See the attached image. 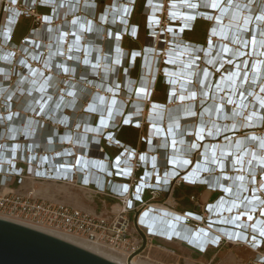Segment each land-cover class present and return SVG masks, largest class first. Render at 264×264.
I'll return each mask as SVG.
<instances>
[{
	"label": "built area",
	"instance_id": "2783aa9c",
	"mask_svg": "<svg viewBox=\"0 0 264 264\" xmlns=\"http://www.w3.org/2000/svg\"><path fill=\"white\" fill-rule=\"evenodd\" d=\"M185 1L166 0L163 3L162 0H146L144 5V36L147 42L141 47V50H125L122 48L124 38L127 37L133 41L138 39V27L131 23L136 0H112L110 5L106 4V0H100V2H97V0H0V218L11 220L48 234H59L83 241L112 254L124 264H131L134 259L143 258L142 255L145 250L135 255L142 246L140 234L146 239L145 249L149 247L153 239L159 238L180 242L200 254H205L211 249L220 248L221 245L226 243V237H230L231 240H234V243L252 253V256L242 264H264V235H262L264 233V225H260V227L262 226L261 229H259L260 227H255L257 219H264V193L261 191L264 188V182L261 180V184L256 186V181L252 178V175L241 174V177L238 176L234 179L236 175L233 173L231 174L233 180L223 174L216 184L214 183L215 172L203 169L202 164L204 163L200 165L202 168L196 169V165L200 164V162L194 161L192 167L188 169L192 164L189 159L192 160L194 153L199 151L200 144H202L201 151L204 152L206 150L211 155V152L216 151L215 144L218 143L214 141L221 137V142L223 138L233 137L241 131H250L253 128L260 127L263 123V113H258L254 117V113L247 111L249 115H245L244 119L245 122L249 123L246 117L251 118L252 127H246V129L244 128L240 131L231 129L225 132L223 126L222 128L220 127L221 132L219 135L212 136L209 139L211 132L219 133L220 128L216 121L209 120V118L206 121H198L194 125V131L185 125L187 129L182 136L187 145V150H182L180 148L181 145L176 142L170 143L171 138L163 141L164 147L162 143L160 147L156 146L155 148L156 141L153 144L151 139H156L157 136L163 137L165 132L154 130L153 137L149 135L151 129L161 126L163 120L169 119V116H171L169 114L171 113L166 109H168L169 104L178 101L177 95L182 91L177 90V92H174V89H172L173 85L169 82V75L171 74L169 70L173 66L170 63L172 57L180 58L184 62L192 61L196 67L199 63L204 64L200 67L202 72L198 80L201 81V84L197 80L199 88L198 92L196 89L194 91L196 96L204 94L203 96L205 97V93L208 92L212 95L211 89L218 86L220 79L219 77H214V73L223 68H230L224 65L220 68H214V72L208 70L206 67L211 66V60L215 59L214 49L212 48L211 53L208 54L205 48L191 45L184 40L183 36L185 32L192 30L196 20H205L211 26L218 25L216 17L214 19L206 17L201 11L202 8L204 9L206 2L210 4L209 9L219 15L224 4L232 8V0H188L187 2L190 4L188 6L192 7L189 10H194V13H188L190 16L187 18H174L172 12L177 8L176 4H183ZM102 2H105V5L103 10L96 16L95 22L98 25L96 24L95 27L93 25L95 17L91 21L86 17V13L90 10L92 11V8L96 9L98 4ZM244 6L245 3L240 2V4L235 6V9L241 11L245 9L243 8ZM41 9L48 10V13L41 12ZM187 9L179 8V11L185 13ZM260 15L264 17L263 14L253 13L252 15L247 12L242 16L244 22L248 21V25L245 26L247 23H244V28L239 26L237 29L239 33L236 37H240L238 39L240 44L237 47H246L245 50H250V46L253 47L255 39L253 53L255 57H252V60L244 59L242 61L244 64L241 68H238V63H241L238 62L236 68H231L232 74H235L237 69L245 73L249 71L248 75L251 76L255 68L259 67L257 61L261 62L262 59L264 60V39L258 35L253 38L251 35L249 36V33L253 32L254 28L258 29L257 27H259L258 34L264 33V22H262ZM21 20H29L30 27L28 32L15 42L13 40L14 33ZM105 25H109V27L104 28ZM219 25L222 26H218L217 32L220 30L227 32L230 29L228 25H223L221 22ZM241 31L242 34H240ZM243 36L245 37L243 38ZM212 38H216L215 45L218 44L220 39L228 42L223 37L219 38L209 32L207 36L208 42ZM107 43H109L110 47L104 49L103 45H107ZM234 45L229 51L228 46L222 47L220 54L222 60H233L236 56L240 60L243 59L245 53L240 50H234ZM77 47L79 49L78 52L75 50ZM96 47L103 48L104 56L102 61L105 66H112L110 73H104L102 69L98 72L100 52L93 51L87 55L88 50L92 51ZM180 49H189L192 52L184 53L180 52ZM63 52H66V54H62ZM83 52L86 53V60L82 63ZM113 54H117V59L114 58L113 60ZM105 56H110L112 60L106 61ZM146 56L150 58L156 57L158 70L155 73L151 72L150 67L143 71L144 58ZM206 57H209L207 62L205 61ZM137 60L142 62L139 73L140 79L147 83L144 93L138 91L136 83H130V72ZM249 60L252 62L249 63ZM94 65L97 66L96 69H93ZM174 66L175 69L173 70L175 71L178 68L185 69L184 63L174 64ZM247 67L249 70H247ZM120 68H123L124 73L122 82H118L115 76L116 71ZM209 75L208 86L204 90L203 86ZM66 76L70 77L69 82L64 78ZM158 77H161L168 88V101L166 104L150 102ZM258 77L259 75L257 74L255 79ZM29 79H33L31 84ZM250 79L251 77H249ZM74 80L79 82H74ZM262 80L264 84V72ZM89 83L98 85L94 89L92 88L93 90L96 89V92L101 90L105 94L118 95V93H122L120 88H124V91L134 94L136 98L147 96L149 102L147 113L141 119V109L144 111L146 107L142 103L135 104L134 100V102H129V105L123 108L122 104L118 108L117 106L112 107L109 112L106 106L97 103L98 94H95L97 98L92 105L96 107L92 111L97 112L98 118H92L93 124L90 116L77 121L86 130L93 127L98 131V134L93 135L97 139L91 138L92 141H89L91 145L99 149L98 153L101 156L100 164L102 168L99 170L100 174L97 175L96 182L89 180L90 171L86 169L88 166L85 167V165L90 163L85 164L83 162L84 159L79 163L83 167V170L79 172L76 160L65 156L69 153L68 150L51 154L54 150L49 151L46 144L42 143V138H39V144L32 145L27 142L29 140L27 139L28 136L36 140L40 136L39 131L50 126L54 127V129H51L54 135L53 141L56 139L58 145L62 141V137L70 139L72 136L70 128H73V132L76 129V125L72 123L76 120L73 113L81 108L80 100L85 99L91 89ZM66 85L68 88L65 89ZM40 88L45 89V96L39 91ZM262 89H264V86L257 88V91L261 93L259 94L261 104L256 106V108L259 107L264 110V91ZM226 93L231 96L232 91L226 89L225 91H220L217 95H227ZM193 98L194 95L191 96L189 101ZM246 102H248V98ZM205 103H200L199 117L206 115L217 117L221 107L217 111H215V108H211L210 112H208L206 109H208L209 104L205 106ZM231 104L228 100L224 101L223 108L229 110L227 112L228 115L235 111V109L233 111L231 109L234 103ZM250 104L252 103L250 102ZM92 105L88 106V108L91 109ZM189 108L194 111L193 105L179 108V113L175 116L177 117L175 119H179L180 116L178 121H187L192 118H186L184 115L186 111H189ZM21 111H27V113L22 114ZM155 111H163V118L154 119V116H156ZM175 119L171 125L174 126V128L172 127L174 129L172 132L176 131L177 139L179 138L177 132L184 130L185 126L180 128L181 131L176 129L179 123H175ZM87 120L88 122H86ZM143 120L145 121L144 123ZM227 120L228 123L231 122L228 118ZM144 124L147 125V135L140 138V142L145 143L143 151L139 152L138 149L130 148L116 140L120 127L130 126L140 130ZM24 131L26 136L23 135ZM60 131L62 132L61 134H59ZM9 133L16 134V138L8 137ZM19 134L21 135L19 136ZM185 137H192L190 145L189 141L185 140ZM81 139L82 136L79 139L80 144L82 143ZM206 139L208 141L205 142ZM260 140L264 145V137L260 138ZM62 142V145L67 143L70 146L69 140H63ZM102 142L106 147L117 150L119 153L114 157H110L105 152ZM209 143L211 145L208 147L207 144ZM70 147L73 148V145ZM218 150L220 151L221 149ZM228 150H223L222 152L225 153ZM244 151H247V148H244ZM259 151L261 152L259 155L261 159L264 157V147H261ZM163 154V157L166 156V160L152 167L151 162L154 159H156L155 163L159 159L162 160L160 155ZM52 155H55L54 158L57 161L48 163L46 160L49 157H53ZM92 158L90 157L88 161H91ZM170 161H188L186 170L181 172V169L171 165ZM221 163L217 159L214 166L218 165L220 167ZM232 164L233 160L231 159L229 162L231 168L229 170H233L234 167L235 171H238L237 166H240V162L236 165L233 164L234 166ZM90 166H92L91 169L94 168L93 164ZM116 167L118 168L116 169ZM219 167L217 171L223 173L222 170L224 169L220 170ZM262 167L263 169L260 168V164L255 167V173L259 174L260 171H263L264 165ZM157 168H160L159 171ZM262 174L264 175V173ZM241 178L243 184L248 181L245 187L246 192L242 193L241 202L246 201L253 204L251 206L254 212H248L251 217L248 223H251L254 216H256L255 222L249 228L248 226L240 225L243 211L238 215L239 220L235 221L239 222L238 225L240 227L238 228L229 222V224L223 222V213L219 212L215 215L216 213L214 212L216 207L224 210L227 202H230L231 207L236 202H239L234 197L232 198L233 195L228 188L235 191ZM26 179L33 182L74 183L75 186L85 191V195L88 196L91 202L94 198L101 197L104 199L102 205L110 203L111 207L103 212H89L57 201L36 197L33 195L32 190L22 192L11 189L12 185L19 188ZM175 183L177 185L196 186L209 190L214 194L216 191H221V194L217 195V198L213 202L208 203L205 208L195 202L194 211H177L175 200L170 198ZM221 186H223L222 189ZM257 189H259V192H257ZM223 198L225 201L220 204ZM190 200L194 201V197H190ZM199 209L201 211H198ZM226 211H229L230 214L232 213L231 210L226 209ZM160 220L164 224H169L166 228L167 232L159 229L158 226L153 227L151 225V223H158ZM184 229L187 230L186 232L188 235L190 234V237H182L181 232ZM216 229L232 230L233 233H229L227 236L218 235ZM194 236H197V239L192 241ZM201 236L202 238L206 236L209 239L202 244L203 247L201 246L203 239L200 241ZM133 255L135 256L128 261ZM137 264L141 263L138 262Z\"/></svg>",
	"mask_w": 264,
	"mask_h": 264
},
{
	"label": "rangeland",
	"instance_id": "374dc122",
	"mask_svg": "<svg viewBox=\"0 0 264 264\" xmlns=\"http://www.w3.org/2000/svg\"><path fill=\"white\" fill-rule=\"evenodd\" d=\"M165 1L166 0H162L163 3H165ZM237 1L235 0L233 3L236 4V5H237V3L240 4V2L241 3H245V6L244 7L248 6V7L252 8L253 11L250 12L252 15H253V13H257V14L259 13L260 14V13H262L264 11V0H258V1L251 0V1H249V4L247 3V0L246 1L244 0L245 2L243 0H237ZM104 5H105V2H102L101 4H98V6L96 7V9H93L92 8V11L90 10L89 12L86 13V17L89 20H91V21H93L94 20V17H95L94 24H93V25H95V27H96V24L98 25V23L95 22L96 21V16H97V14L99 12H101L103 10ZM222 8L223 9L219 13V15H217V12H216L215 13V16L221 17L219 20H222L223 25L225 24V25H228V26H232L233 27V25H231V23H230V22H232L231 21V17H233L234 14L235 15L237 14L238 15V18H237V21H235L236 23L234 22L236 24L234 27H237V28H239V26H242L243 27V25H244L245 22H244V19L242 18V16H244V14L246 12L245 9H244L245 11L244 10H241V11H238L237 10V12H235V10H233L232 8H229V6L227 4H224ZM228 8L230 9V11H228L229 10ZM232 12H234V13H232ZM144 14H145V12H144ZM144 14H140V15L138 14L137 20L138 21H141ZM262 14L264 15V12ZM246 23L247 24L245 26L248 25V21ZM207 24H209V26H210V23H207ZM220 26H222V25H220ZM108 27H109V25H105L104 26V28H108ZM258 31H259V28L258 29L254 28L253 29V32H250L249 31L250 32L249 33V36L251 35L252 38H253V37H255V36L258 35L259 37H261V38L264 39V33H259L258 34ZM234 35L235 34L232 33V36H234ZM213 40L215 42L216 41V38H214ZM254 41H255V39H254ZM136 42L138 44H140L141 46H143V45L146 44L147 41L145 40V36L144 35L143 36L140 35V36H138V40L137 41H133L131 39H128L127 40V45H124V43H123L122 44V48L125 49V50H129L130 48H133V46H135L134 44ZM233 44H235L234 45V48H233L234 50H240V51H243L245 53V56L243 57V59L240 60L238 56L234 57L233 60H228V61H224L222 59H217L220 56V53L222 51V47L223 46H228L227 48H228V51H229L233 47ZM237 45H238V43H236V42L235 43L229 42V44H228V42H226V41H224L222 39L218 40V44H216V47H215L216 50H213L214 56L217 59V61H215V64L216 63L217 64H220L221 63L222 65L220 64V66H224L225 65V67L227 66V67H230V68H236L237 67L236 64L238 62H242L244 59H251L252 60V57H255L254 54H253L254 53L255 42H253V47L250 46V50L249 49L245 50L246 47H244V48L243 47L242 48L241 47H237ZM108 47H110L109 43H107V45L106 44L103 45V48L104 49L105 48L107 49ZM99 50H100V48L98 49V51ZM101 50H102L101 52H103V49H101ZM88 54L89 53H87V55ZM102 55L104 56V53H102ZM85 56H86V53L83 52L82 53V60H81L82 63L86 60V57ZM114 56L115 55L113 54V60H114V58L117 59V56L116 57H114ZM105 57H106L105 58L106 61L107 60H109V61L112 60V58L110 56H105ZM174 59H175L174 57L171 58L170 63L173 66H171V68H170L169 71H170V73L174 72V74L176 75V71L173 70V69H175L174 64H177V63L175 62ZM178 59H180V58H178ZM145 60H147V61H145ZM145 60H144L145 61L144 62V68L145 69L143 71H146V69L148 67H150L151 72H154L155 73L158 70L157 69V65H156V63H157L156 57L155 56H153L151 58L150 57L149 58L148 57L147 58L145 57ZM251 60H249V63L252 62ZM150 63H151V66H150ZM100 65L102 66L103 63L102 64L99 63V66ZM203 65L204 64L199 63L197 65V67H195V69L192 71L193 72V74H192L193 76L190 75V77L192 78V79L191 78L190 79H191V82L193 81V83H191V82L190 83H187V81L186 82H184V81H181V82L172 81V83L173 82L175 83V84L174 83L173 84L175 85L176 92H177V90H182V91H180V94L177 95V97L180 98V101H175V102L169 104V107H167L168 109H166V110H168L169 113H171V114H169L171 116H169V119L163 120V123H162L161 126H158L160 130H162L163 132H165V136H163V137L157 136L156 139H153V138L151 139V141H156L157 144H159V145H157V147L158 146L160 147V144H162V143H163L162 146L164 147V142L163 141L164 140H168L170 138V136L172 135L171 133H173V135L176 133V131L175 132H170V129H172L171 131H173L174 126L171 125V124L174 121V119L177 118L175 116L178 115V108H179V106L181 104H183V105L186 104L185 106L193 105V107H194L193 109H194V112L195 113H194L193 117L190 118L187 121H177L178 119H175L176 120L175 123H179L176 129L183 128L185 125H187L188 128L193 129L194 128V125L198 121H206V119H208V118H209V120L216 121V123H218L220 125V127H223V126L225 127L227 124L228 125L231 124V122L230 123L227 122L228 120L226 119V116L224 115L223 112L222 113H223L224 116L222 117V119H218L217 117L208 116V115L202 116L200 118L199 117V114H198L200 112V110H201L200 109V106H201L200 103L201 102H206L205 103V106L208 105V104L213 103L214 104L213 106L215 108V111H217L218 109H220V107L223 110H225L223 107H224V98H225L226 95H224V94L216 95L215 96V99L213 100V96L211 95L210 92H208V93H205V97L203 96L204 94L202 96H200L198 94L196 97L194 96V98L189 101V99L192 96V93L191 92L192 91H195V89L198 92L199 85H198V82L194 81L195 80L194 77L196 76L197 71L201 70L200 67H202ZM154 66L156 67L155 69H153ZM206 68L208 70L213 71V72L215 71L212 66H208ZM224 71H227V68L226 69L223 68L222 70H219L218 72L214 73V77H219L220 78L219 79L220 86H222L223 82L225 80H227L225 78ZM229 71H231V70H229ZM98 72H99V70H98ZM174 74H170L169 75L170 76V78H169V82L170 83H171L172 78L175 77ZM115 76H116V79H117L118 82H122L123 81V78H124L123 68L118 69L116 71V75ZM185 77L186 78H189L186 75H185ZM64 78L66 79L67 82H69V78H70L69 76H66ZM148 79H149V77H148ZM74 82H79V81L74 80ZM64 83H65V81H64ZM262 83H263V80L261 79L260 81H258V85H256L252 89V92L250 91L251 95L248 97V102H251L252 104H250L247 109H248V111L250 113H254V117L258 113H263V123L261 124L260 127L258 126L256 128H253L250 131H245L244 130V131L239 132L238 134H235L230 140L227 141V142H230L232 145H234V144L236 145V144H238L237 142L240 141V145L241 144H244V145H242L243 147H245V148L250 147V149H251L254 146V143H255V141L253 142L252 139H251L252 136L258 137L259 139L260 138L262 139L264 137V110L260 109L259 107L258 108H255L253 106L254 103H255L256 106H259L261 104V99L259 97L260 96L259 94H261V93H259V91H257V88L259 86H262ZM90 87H91V89H90L89 93L85 96V99L80 100V102L82 104L81 108L78 111H76L75 113H73V114H75L74 118H76V120L73 121L72 123H73V125H76V129H75V132H73V128H70L71 131H72V136H71V141L69 142L70 146L73 145V148H71L70 146H68L67 143L65 145H62L61 144V143H63L62 141H60L59 142L60 144L58 145L56 139H55V141H51V139H50V141H47V142H49L50 146H54V149H50L49 150V151L54 150L53 152H51V154L57 153L58 151L59 152H62L64 150H68L69 153L67 155H65V156L71 157V158L75 159L76 160L75 161L76 162V165H78L79 163H81V161L83 159H86L87 160V159H90V157H93L92 159L95 160L96 165L93 166L94 167L93 169H91V167H90V169L92 171L96 172V173L93 174V177L96 178L97 175L100 174L99 170H100V167H101V164H100L101 163V161H100L101 156L98 153L99 152V149L97 147H94L93 145H91V143H89V141H92L91 138H94L95 139L96 137H93V135H96L98 133L91 131V133L88 135L89 131L86 130L85 128H83V126H82L81 123L77 122V121L82 120L86 116H90L91 117V123L93 124L92 118H95V119L98 118L97 117V112L96 111H92V110L95 109L94 107H96L95 105H92V104L95 103V100L97 98V96L95 94H98V97H100V101H102L103 98H107L108 100L105 99V101L107 100V102L110 100L107 103V105H106V107L108 106L107 109H108L109 112L112 110V107H116L117 106V108H118L122 104V108H123L126 105L128 106L129 105V102L130 103L131 102H134V100H135V103H138V102H140L139 104L142 103L146 107H145V110L144 111H142V109H141V115H142L141 119L144 118L145 117L144 114L146 115V113H147L149 102H148L147 96H145L144 98H136L134 96V94H130V92L124 91V88H120V91H122V93H118V95H112V94H105L101 90L99 92H96L97 91L96 89L93 90L95 87H97V85L96 86H90ZM64 88L66 89V88H68V86L66 85ZM125 93H127V94H125ZM159 96L160 95L158 94L157 99H159ZM150 102H152V100H150ZM90 105H92V107H90L91 109L88 108V106H90ZM235 107H236L235 105L231 106L232 111L235 109ZM243 111H244L243 109L241 111H240V109H238L237 112H239V113H238L237 118H235L236 122L237 121H240L241 122L240 126H238V129H237L239 131L242 130V129H244V128L246 129V127L247 128L252 127V126L243 127L244 124H250V122L249 123L247 121L245 122V119H244L245 117L244 116L246 115V113L243 112ZM21 112H22V114H26L27 113V111H21ZM232 113H235L236 114V112H232ZM98 114H99V112H98ZM247 115H249V114H247ZM246 120L249 121V119H246ZM144 122L145 121L143 120V123ZM236 122H233V123H236ZM45 128H44V130H45ZM51 128L54 129V127H51L50 126V127H47L46 130L47 129L48 130H51ZM90 128H93V127H90ZM155 128H157V127H155ZM208 128H210V127H208ZM151 130L149 131V135L152 137ZM61 133L62 132L60 131L59 134H61ZM138 134H139V136H138V140H137V145L134 146V147L136 149H138L139 152H141L143 150H142V143L140 142V138L141 137H146V135H147V125L144 124V126H142L140 128V130H138ZM80 136H82V139H81L82 140L81 141L82 143L81 144L79 142ZM85 136H86V138H85ZM88 136H89V138H88ZM186 138L188 140H190L192 137H185V139ZM243 138H245L244 141H242ZM181 139H184L183 136L181 137ZM181 139H180L181 149L182 150H184V149L187 150V148H186L187 145L185 143H183V141H181ZM206 141H208V140L206 139L205 142ZM217 141L218 142L220 141V137H219V139L216 140V142ZM42 143L43 144H46V142H44V140H43ZM191 143H192V140L189 142V145ZM76 145H80L81 148L83 147L82 148V156L81 157L79 156L80 153L75 150ZM210 145L211 144L209 143L208 147ZM201 147H202V144H200L199 151L196 152V153H194V156H193L192 160H189L190 162H192L190 168L192 167L194 161L200 162V164L198 163L196 165V169L201 168L200 165L202 163H204L202 165H207L208 164L206 161H203L202 159L201 160H198V158L204 157L203 156L204 152L201 151ZM219 149H221V147H219ZM224 150H228V149H224ZM240 152H241V150H240ZM111 153L112 154H116L117 151L116 150H113ZM157 153H159V152H157ZM157 153H156V155H158ZM221 153L224 154V152H221V151L218 150L217 154H214V153L213 154H214V157H217V155L219 156V155H221ZM207 155L210 156L209 153ZM236 155H240V154L237 153ZM52 156L53 157H49V162L57 161V159L54 158L55 155H52ZM163 156H164V154L163 155H160V158H162V161L166 160V156L165 157H163ZM217 159L219 160L220 163L221 162L223 163V162L227 161L226 158H222L221 159V158L217 157ZM232 159H233V157H232ZM155 160L156 159H154V162H155ZM248 164H249V162L247 163V165ZM241 165H242V163L240 164V166ZM250 166H251V163H250ZM250 166H248V167H250ZM190 168H188V169H190ZM77 169H78V167H77ZM157 169L159 171L160 168H157ZM177 169H179V168H177ZM184 170H186V168ZM209 171L210 172H213V171L215 172V174H214V183H216V184L219 182L218 180H219V178H221V176H223V174L224 175H229L230 178H231V174H233V173H235V175H236L234 177L242 176V175L245 174V171L244 172L243 171H240V172H237L236 171L235 172L233 170H228V169L222 170L223 173H219L216 170H210V169H209ZM181 172H183V170H181ZM262 173H264V170L263 171H260L259 174H256V173L251 174L253 176L252 178H254L255 181H256V186L259 185L260 184V181L263 179V174ZM30 182L31 181H29V180L25 181V183L23 184V186L21 188H16V186H12L11 188L14 189V190H16V191L25 192V191L31 189ZM73 182H75V181L73 180ZM33 183H34V187L37 188V189H40V188L47 189L48 190V193L53 194L56 197V200H59L58 202H60V203H63V204L69 205V206H73V207H76V208L85 209V210L97 209V211H99L100 209H102V201L104 200L103 198L96 197L91 202V200L88 199V196L85 195V191L82 190V189H80V188H78L77 186H75L74 183L73 184H62V183H56V182H50V181H38V182H33ZM216 184H215V186H216ZM35 188L33 190H35ZM62 189H66V193L65 192H62L61 191ZM220 192H217L216 191L215 194L220 195L221 194ZM243 192H246V189L245 190H240L239 191L240 194L238 196L241 197ZM257 192H259V189H257ZM209 193H211V191L208 190V194ZM192 196L194 197V201H191L190 200V197H192ZM36 197H40V198H43V199L46 198V196H36ZM170 198L173 199V200H175V203H176L175 204V208H176L177 211H194L195 210V207H196L195 202H197L203 208H205L208 203H211L212 202V198L211 199H208V200L201 198V188H198L196 186H189V185H177V183H175V185L173 186V190L171 192ZM235 199H237V198H235ZM237 200L240 201V198H238ZM224 201H225L224 198L221 199L220 204H223ZM229 204H230V202H227V204L224 207L227 208L229 206ZM77 205H79V206H77ZM198 211H201V210L199 209ZM221 213H223V216L227 218V221H229V223L230 222L231 223L233 222L232 221L233 220L232 218H233V215L234 214H232V213L230 214V212L229 211H226L225 208H224V211L222 210ZM251 223H247L246 226H248V228H249V226L251 225ZM232 225H234V223ZM217 234L218 235H221L222 233L221 234L220 233H217ZM223 237H225V236H223ZM226 238H227L226 239V243L224 245H221L220 248L214 250V253L215 252H218V253L216 254V256L214 257L213 261L210 264H242L245 260H247L248 258H250L252 256V253L250 251H248L244 247H242V246L237 245L236 243H234V240H231L230 237H226ZM142 256H143V258H137L135 260L136 261V264L138 262L141 263V264H160L158 261L153 260V257H150L147 254H143ZM182 263H183V261L180 262V264H182Z\"/></svg>",
	"mask_w": 264,
	"mask_h": 264
},
{
	"label": "bare ground",
	"instance_id": "6f19581e",
	"mask_svg": "<svg viewBox=\"0 0 264 264\" xmlns=\"http://www.w3.org/2000/svg\"><path fill=\"white\" fill-rule=\"evenodd\" d=\"M188 0H186L185 2H183V4H176V6H177V8H175V11H173L172 12V14H173V17L174 18H177V19H183V18H187V17H189L190 15L188 14V13H194V10H189V8H192V7H189L188 5H190L188 2H187ZM215 1V0H214ZM235 0H232V9L233 10H235V12H237V10L235 9V6H236V4H234L233 2H234ZM237 1V0H236ZM244 1V0H243ZM251 1V0H250ZM255 1H258V0H255ZM238 2V1H237ZM247 3H248V0H247ZM238 4V3H237ZM216 5H217V3H216ZM209 7H210V4L209 3H205L204 4V9L202 8V10L201 11H203V13L205 14V16L206 17H210V18H212V19H214L215 17H216V22L218 23V25L216 24V26L218 27V26H220L219 24H220V22L223 24V22H222V20H219L221 17H217V16H215V13H213V11H211L210 9H209ZM248 7V6H247ZM179 8H188L187 9V11H185V13H181L180 11H179ZM250 10H246V12L247 13H249V14H251L250 12H252L253 11V9L252 8H250V7H248ZM61 12H63V11H61ZM264 12V11H263ZM262 12V13H263ZM232 13H234V12H232ZM262 13H260V14H262ZM261 16V15H260ZM237 18H238V15L236 14H234L233 15V17H231V21L232 22H230L231 23V25H233V27L232 26H229V31H227V32H223V30H221L220 32L222 33V35L224 36V34H226L227 33V36L224 38V39H226V40H228V43L229 42H231V43H238V45L240 44L239 43V40L238 39H240V37L239 38H237L236 37V35L238 34L237 32H238V28L237 27H234L236 24V22L235 21H237ZM261 18H262V20H263V22H264V17H262L261 16ZM235 22V23H234ZM229 23V24H230ZM246 23V22H245ZM241 25V24H240ZM243 25V24H242ZM246 25V24H245ZM232 28H233V30H232ZM234 28H236V29H234ZM257 28H259V27H257ZM232 31V32H231ZM176 32V31H175ZM232 33L233 34H235L234 36H232ZM240 34H242V31H241V33ZM242 37V36H241ZM245 36H243V38H244ZM214 38H212L211 39V42H212V46H211V48H213L214 50H216V45H215V42H214V40H213ZM255 42V41H254ZM242 44V43H241ZM57 47V46H56ZM97 48V47H96ZM57 49H58V47H57ZM99 48H97V50H98ZM101 49H103V48H101ZM99 50V51H95V49H92V51H90V50H88L87 51V53L90 51V52H100L101 53V55H100V63L102 64L103 63V61H102V58H103V55H102V53H104V51L103 52H101L102 50ZM232 49V48H231ZM75 50H76V52H78V47L77 48H75ZM180 52H184V53H190V52H192L191 50H189V49H187V50H185V49H180L179 50ZM222 52V51H221ZM208 54H209V52H207ZM211 53V52H210ZM253 53V52H252ZM62 54H66V52H63ZM221 54V53H220ZM146 58H147V56H146ZM149 58V57H148ZM206 58H208V57H206ZM64 59H65V57H64ZM144 60H145V58H144ZM175 60V62L177 63V64H179V63H184V70H182V69H178L177 71H176V75L174 74V72H172L171 74H174V76L175 77H173L172 78V80H171V83H172V81H178V82H181V81H184V82H186L187 81V83H190L191 82V77H190V75H192L193 74V72L191 73V71H188V70H190L191 69V67H192V65H194V63L191 61V62H184V61H182V60H180V59H178V58H175L174 59ZM145 61H147V60H145ZM144 61V62H145ZM214 61H215V59L213 60V64H214ZM258 63V66L259 67H256L255 68V71L252 73V75L251 76H249L248 75V73H249V71L247 72V73H245V72H242V71H238L237 69L235 70V74L237 75V79H236V81L235 82H231V78H229V76H228V70H232L231 68H229V69H227V71H224V74H225V78L227 79V80H225L224 82H223V84H222V86H220V81H218V86L216 87V88H214V89H211V92H212V96H213V100L215 99V96L217 95V93H220V91H225V89H230L231 91H232V94H231V97H232V99H233V101L232 102H229V98L227 97V95H230V94H227L226 96H225V98H224V101L226 102L227 100H228V102L231 104H233V105H235L236 107H235V111L234 112H236V114L235 113H231L232 115H235L236 117L235 118H237V116H238V113L239 112H237V110L238 109H240V111L243 109L244 111L243 112H245L246 113V115L248 114L247 113V111H248V107H249V103L250 102H246L247 101V98H248V96H250L251 95V93H250V91L252 92V89L256 86V85H258V81H260L261 79H262V76H263V72H264V60L262 59V61L260 62V61H258L257 62ZM187 64H191L190 65V67H187L186 65ZM212 64V65H213ZM221 64V63H220ZM243 62H241V63H238V68H241L242 66H243ZM222 65V64H221ZM99 66V65H98ZM104 66H105V64H103L102 66L100 65L99 66V68H98V70L100 71V69H102L103 71H104V73H107V72H109L110 73V71L112 70V66H109V68H107L106 66H105V68H104ZM147 66V65H146ZM195 66V65H194ZM261 66V67H260ZM220 68V67H222V66H217V67H215V68ZM97 68V66H93V69H96ZM156 67L154 66L153 67V69H155ZM145 69V68H144ZM247 70H249V68L247 67ZM260 71V72H259ZM232 72V71H231ZM259 72V73H258ZM86 73H88V72H86ZM259 75V77L258 78H256L255 79V77H256V75ZM185 75L186 76H188L189 78H186L185 77ZM235 75V76H236ZM247 75H248V77H247ZM193 76V75H192ZM234 76V77H235ZM249 77H251V79L249 80ZM191 78V79H190ZM195 78V77H194ZM209 79H210V75H209V77H208V79H207V81H206V83L204 84V90H205V88H207V86H208V82H209ZM230 81V82H229ZM33 82V79H29V83L31 84ZM170 83V84H171ZM174 83V82H173ZM172 83V85H173V87H172V89H174V92H176V89H175V83L173 84ZM200 84H201V82H200ZM89 85L90 86H96L95 85V83H89ZM98 86V85H97ZM264 86V84L262 83V87ZM233 87V88H232ZM39 91L40 92H42V95L43 96H45L46 95V93H45V89H43V88H40L39 89ZM249 92V93H248ZM192 93V95H194V96H196V94H195V92L194 91H192L191 92ZM172 98V97H171ZM104 99H107V98H104ZM177 99H178V101H180V98L179 97H177ZM108 100V99H107ZM107 100L105 101V102H103V103H100L99 101H100V99H99V97L97 98V103H100L101 105H103V106H106L107 105V103L110 101H108L107 102ZM140 102H138V103H135V104H139ZM231 104V105H232ZM186 105V104H185ZM180 106H184L183 104H181ZM255 108H256V105H255V103H254V105H253ZM108 107V106H107ZM208 110V109H207ZM209 112H210V109L208 110ZM229 110H226V111H224L222 108L219 110V112L217 113V118L218 119H222V117L225 115L226 116V119H227V112H228ZM205 112V111H204ZM224 113V115H223V113ZM179 113V112H178ZM194 111H191V112H186L184 115H185V117L186 118H190V117H193V115H194ZM155 114H156V116H154V119H161V118H163V116L162 115H164V112L163 111H155ZM161 116V117H160ZM179 119H180V117H179ZM178 119V120H179ZM246 119H249V122H250V124H244L243 125V127H246V126H253L252 125V119L251 118H248V117H246ZM177 120V121H178ZM231 121V124L230 125H226L224 128H223V130L225 131V132H228V131H230L231 129H238V126H240V124H241V122L240 121H237L236 122V120L234 121V120H230ZM233 122H236V123H233ZM218 127L220 128V125H218ZM47 128V127H46ZM46 128H45V130H41V131H39L40 132V136H38V139H34V138H32L31 136H28L27 137V139H29L27 142H29V143H31L32 145L33 144H38L39 142H40V139L39 138H42V142H43V140H44V142H46V147H47V149L48 150H50V149H54V146H50V144H49V142H47V141H50V139H51V141H53V131L52 130H46ZM222 128V127H221ZM221 128H220V130H219V133H212L211 132V134H209V137H211V136H215V135H219L220 134V132H221ZM52 129V128H51ZM184 130H180L181 132H179V133H181V135H179V138H177L176 139V133L173 135V133H171L172 135V137L170 136V138L172 139V140H170V143H173V142H176L177 144H179V145H181L180 143V139H181V137H182V135H184V132L186 131V129H187V127L185 126V128H183ZM191 129V128H190ZM90 133H91V131L92 132H96V133H98V131L96 130V129H94V128H88L87 129ZM154 130H156L157 132H161L162 130H160L159 129V127H157L156 129L155 128H153L152 130H151V135H152V137H153V135H154V133H155V131ZM172 129H170V132H172L171 131ZM174 130V129H173ZM193 131H194V128L192 129ZM45 132H47L46 134H45ZM183 133V134H182ZM21 134H19V136H20ZM23 135L24 136H26L25 135V131L23 132ZM8 137H10V138H16V134L14 135V134H11V133H9L8 135H7ZM181 136V137H180ZM178 137V136H177ZM208 137V136H207ZM208 137V138H209ZM253 137V136H252ZM255 137V136H254ZM88 138H89V136H88ZM174 138V139H173ZM221 138V137H220ZM232 137H229V138H225V142H227L228 140H230ZM61 140L63 141V140H69V142L71 141V138L70 139H68V138H66V137H62L61 138ZM89 140V139H88ZM186 141H187V138L185 139ZM192 140V138L190 139V140H188L189 142ZM255 141V143H254V146L250 149V147H248L247 148V151H244V148L245 147H243L242 145H244V144H241L240 145V141H238L237 143L239 144L237 147H236V145L234 144V145H232L233 147L231 148V149H229L228 151H226L224 154H222L221 153V155H217V157H224V158H226L227 159V162H228V170H229V168H231L230 167V165H229V162L231 161V159H232V157H233V164H238L239 162H240V164L242 163V165L241 166H237V168H238V171L237 172H240V171H245V174H254L256 171H255V169L253 170H251V167H252V164H255L256 165V167H258V165L260 164V167L263 169V167H262V165H264V157L263 158H259V155L261 154V152L259 151L260 150V148L261 147H264V145L262 144V142H261V140L260 139H258V137L257 138H254V140H253V142ZM216 142V141H215ZM218 142V141H217ZM221 142L219 141L217 144H215V147H216V151H215V154H217V152H218V149H219V147L221 146V144H220ZM153 144H155V141H153ZM168 144V143H167ZM211 144V143H210ZM157 145H159V144H157V142H156V145L154 146L155 148H156V146ZM209 145V144H208ZM16 146H18V145H16ZM20 147V146H19ZM175 147V146H174ZM214 147V146H213ZM181 148V147H180ZM75 150L77 151V152H79L80 153V157L82 156V148L80 147V145H76V147H75ZM240 150H241V152H240ZM205 152H206V150L204 151V154H203V156H205ZM237 153H239L240 155H236ZM236 155V156H235ZM217 157H214V154L213 153H211V155L210 156H206V162L208 163L207 165H203V168L205 169V170H207V171H209V169L210 170H216L217 171V168L219 167L218 165L217 166H214V163H216V160H217ZM85 158V157H84ZM201 159H203V157L201 158H198V160H201ZM189 160H191V159H189ZM48 163H50L49 162V159H47L46 160ZM161 161L162 160H157V165H159V164H161ZM85 164H87L88 162L90 163L89 165H92L93 164V166H95L96 165V162H95V160H91V161H88V159L86 160V159H84V161H83ZM188 162V161H187ZM187 162H175V161H170V164L171 165H173V166H175L176 168H179V169H181V170H184L185 168H186V166H187ZM249 162V164L247 165V163ZM44 163H46V162H44ZM154 161H152L151 162V164H152V167H154L155 166V164H156ZM250 163H251V166H250ZM232 164V166H234ZM89 165H85V167L86 166H88L86 169H89V180L90 181H92V182H96V180H97V178H95V177H93V174L94 173H96V172H94V171H92L91 169H90V167H92V166H90L89 167ZM100 165V164H99ZM119 165H121V164H119ZM248 166H250V167H248ZM201 167V166H200ZM101 168L102 167H100V170H101ZM118 167H116V169H117ZM190 168V167H189ZM202 168V167H201ZM220 168V170L221 169H223L224 168V170H226L227 168H225L224 166H223V164L221 163V166L219 167ZM97 169V168H96ZM198 169H200V168H198ZM83 170V167L81 166V165H79L78 164V171L79 172H81ZM233 171H235V168L233 167ZM259 171H260V169H259ZM236 172V171H235ZM84 174H86V172H84ZM80 176V175H79ZM229 176V175H228ZM238 177V176H237ZM239 177H241V176H239ZM262 181L264 182V175H263V179H262ZM98 182V181H97ZM260 184H261V182H260ZM30 187H31V189L30 190H32V193H33V195L34 196H37V195H40L41 193H40V189H37V188H35L34 187V183L33 182H30ZM35 188V190H33ZM42 190V189H41ZM45 190V189H44ZM232 190V189H231ZM240 190H245V187H243V186H240V184H238V186H237V188H236V190L234 191V193H233V197L234 198H237L238 199V193H239V191ZM64 191V190H63ZM262 191V193H264V188L261 190ZM37 194V195H36ZM232 197V198H233ZM225 200V199H224ZM241 200H242V198H240V201L239 202H236L232 207H231V205L229 204V206L226 208L225 207V210L226 209H228V210H231L232 211V214H234V218H233V222L232 223H234V225H236L237 227L236 228H238V227H240L238 224H239V222H235L236 220H239V218H238V215L243 211V213H242V215H241V217H242V219H241V223H240V225L242 224L243 226H246L247 225V223L251 220V217H250V215H248V212H254L253 211V207L251 206V205H253V204H251V203H247L246 201L245 202H241ZM253 201V200H252ZM233 210H234V212H233ZM224 211V210H223ZM214 212L216 213L215 215H217V213H221L222 212V210L221 209H219V208H217L216 207V209L214 210ZM264 213V212H263ZM224 218L227 220V218L226 217H222V219L224 220ZM255 219H256V217L254 216V219L252 220V223H254L255 222ZM141 220H143V219H141ZM231 220V219H230ZM143 222V221H142ZM227 222H229V221H227ZM172 223H174V222H172ZM251 223V224H252ZM264 225V219H261V218H259V219H257V221H256V223H255V227L256 228H259L260 227V225ZM151 225L153 226V227H157L158 226V228L159 229H161V230H164V231H166L167 232V226H169V224L168 223H165L164 224V222L162 221V220H160V221H158V223L157 222H153V223H151ZM262 227V226H261ZM261 227L259 228V229H261ZM258 229V230H259ZM204 231V230H203ZM216 231L218 232V233H222L223 235H225V236H227L229 233L230 234H232L233 233V231L232 230H224V231H221L220 229H216ZM235 232V231H234ZM258 232V231H257ZM204 234V233H203ZM51 235H54V236H56V237H59V238H62V239H64V240H66V241H68V242H71V243H73V244H76V245H78V246H80V247H82V248H85V249H87V250H89V251H91V252H93V253H95V254H97V255H99V256H102L103 258H106V259H108V260H110V261H112V262H115V263H118V264H124L122 261H120L118 258H116L115 256H113L112 254H110V253H108V252H106V251H104V250H101V249H99V248H96V247H94V246H91V245H89V244H87V243H85V242H83V241H80V240H77V239H74V238H71V237H68V236H64V235H59V234H51ZM198 236H199V234H198ZM145 252H146V249H145V251H144V253L143 254H145ZM113 256V257H112ZM136 259H134L133 261H132V264H136V261H135Z\"/></svg>",
	"mask_w": 264,
	"mask_h": 264
},
{
	"label": "trees",
	"instance_id": "16d2710c",
	"mask_svg": "<svg viewBox=\"0 0 264 264\" xmlns=\"http://www.w3.org/2000/svg\"><path fill=\"white\" fill-rule=\"evenodd\" d=\"M97 2H100V0H97ZM112 3V0H106V4L107 5H110ZM146 3V0H136V5H135V8H134V11H133V15L131 17V23L133 25H136L138 27V36L140 35H144L145 34V16L143 15V18L141 21H138L137 20V16L138 14H144V5ZM246 10H250L247 6L244 7ZM41 12H44V13H48V10H40ZM209 22L205 21V20H196L194 25H193V28L191 31L189 32H185L184 33V40L187 41L188 43H190L191 45H195V46H200V47H203L205 48L206 52H211V46H212V42H208L207 40V36H208V33L209 32H212L214 35H216L217 37L219 38H225L227 36V33L224 34V36L222 35V33L220 31L217 32L218 30V27L216 25H213V26H209V24H207ZM29 27H30V21L29 20H21L17 27H16V30H15V33H14V37H13V40L15 42H17L20 38H22L29 30ZM225 33V32H224ZM239 33V32H237ZM241 33V32H240ZM127 40L128 38H124L123 39V43L124 45H127ZM138 40V39H137ZM136 40V41H137ZM122 43V44H123ZM135 46H133V48H130L129 50H141V45L138 44L137 42L134 44ZM97 50V48H95V51ZM98 51V50H97ZM90 52V51H89ZM88 52V53H89ZM116 56V55H115ZM217 59H221V57L219 56ZM217 59L215 58V61H217ZM205 61H209V57L208 58H205ZM215 61H214V64H213V60H211L210 64L213 68L219 66L220 64H215ZM213 64V65H212ZM141 65H142V62L140 60H137L136 61V64L134 66V68L131 70L130 72V83H136L138 85V91L140 93H144L145 92V89H146V85L147 83L143 80V79H140V69H141ZM191 64H187L186 66L187 67H190ZM107 68H109V66H106ZM196 66L192 65L191 69L188 70V71H192L195 69ZM229 71V70H228ZM232 71V70H231ZM231 71H229L228 73V76L229 78H231V82H235L236 79H237V75L236 74H232ZM201 72L202 70H199L197 71L196 73V76H195V79H196V82L198 80V77L201 75ZM236 75V76H235ZM235 76V77H234ZM198 82H201L198 80ZM230 82V81H229ZM191 88V87H190ZM167 90L168 88L166 87V85L164 84L163 80L161 79V77H158L156 82H155V85H154V93L152 94V97H151V100L152 102H155V103H158V104H166L167 101H168V93H167ZM158 94L160 95L159 96V99H157V96ZM227 97L230 99L229 102H232L233 99L230 95H227ZM100 103H103L105 102V99L103 98L102 101H99ZM214 104L211 103L209 104V107H208V110L211 109V108H214L213 106ZM186 108L187 106H179V108ZM192 107V106H191ZM179 108H178V111H179ZM192 109V108H191ZM189 108V111H186V112H191V110ZM207 110V109H206ZM206 112V111H205ZM235 115H227V118L229 120H235ZM88 122V120L86 121ZM47 132H45L46 134ZM178 135H181V133L177 132ZM138 130L137 129H134L130 126H122L119 128L118 132H117V135H116V140L118 142H120L121 144H124L130 148H135L134 146L137 144V140H138ZM254 138H257V137H251L252 141L254 140ZM184 142V139H181ZM225 138L222 139L221 141V152L224 150V149H231L233 146L230 142H225L224 141ZM245 138L242 139V141H244ZM188 141V139H187ZM239 144H236V147L238 146ZM102 146L104 147V150L105 152L110 156V157H114L116 156L119 152L117 151L116 154H112L111 152L114 150V149H111V148H108L104 145V143L102 142ZM145 149V143H142V150ZM211 153H214L215 154V151L214 152H211ZM207 152H205V156L203 157V161H206V156H207ZM221 159L224 158V157H220ZM223 166L225 168L228 169V162L225 161L222 163ZM256 165L255 164H252V167H251V170L255 169ZM224 169V168H223ZM140 174V173H139ZM138 174V175H139ZM227 178L230 179V177L228 175H226ZM225 177V178H226ZM237 177H235L234 179H236ZM233 180V177L231 178ZM242 178L240 180V186H243V187H246L247 185V182L246 184H243L242 183ZM223 188V186H221V189ZM229 190H231V188H228ZM234 191L231 190V194L233 195ZM230 194V195H231ZM240 193H238L239 195ZM216 197V195L214 196V198ZM233 197V196H232ZM238 198H241L238 196ZM225 223H228L227 220L224 218L223 220ZM231 223V222H230ZM233 224V223H231ZM221 231H224L225 229H220Z\"/></svg>",
	"mask_w": 264,
	"mask_h": 264
},
{
	"label": "water",
	"instance_id": "95a60500",
	"mask_svg": "<svg viewBox=\"0 0 264 264\" xmlns=\"http://www.w3.org/2000/svg\"><path fill=\"white\" fill-rule=\"evenodd\" d=\"M142 246L135 254L146 248ZM131 256L128 261L134 257ZM0 264H118L46 232L0 218Z\"/></svg>",
	"mask_w": 264,
	"mask_h": 264
},
{
	"label": "crops",
	"instance_id": "0c3cea01",
	"mask_svg": "<svg viewBox=\"0 0 264 264\" xmlns=\"http://www.w3.org/2000/svg\"><path fill=\"white\" fill-rule=\"evenodd\" d=\"M27 180H29V179H26L25 181H27ZM25 181L23 182V184L25 183ZM29 181H31V180H29ZM31 182H33V181H31ZM23 184L19 188H21L23 186ZM12 186H15V185H12ZM16 188H18V187L16 186ZM41 189L42 188H40L41 194L40 195L36 194L37 196H46L45 199L48 198L47 200L57 201V202L59 201V200H56V197L53 194L48 193L47 189H45V190L44 189L41 190ZM61 191L66 193V189H62ZM215 195H216V197L214 198ZM201 198L207 199V200L212 198V202H213L217 198V194H213L212 192L208 194V190L201 189ZM77 206H79V205H77ZM110 207H111V204L107 203L105 205H102V209H100L99 211H97V209H89L86 211L103 212L104 210H107ZM79 209H81V208H79ZM83 210H85V209H83ZM186 231L187 230L184 229V231L181 232L182 237H185V236L190 237V234L188 235V233ZM196 239H197V236L192 237V241H195ZM202 239H203V241H202ZM206 240L208 241L209 239H207L206 236H204L203 238L201 236L200 241H202V243H201L202 247H203L202 244ZM217 253L218 252L214 253V249H211L207 252L208 255L206 253L200 254V253H197V252L191 250L190 248H187L186 246H184L180 242L162 240L159 238L153 239L150 242V245L146 249V252H145V254L149 255L150 257H153V260L158 261L160 264H180L181 261H183L182 264H196V263L197 264H210L213 261V259Z\"/></svg>",
	"mask_w": 264,
	"mask_h": 264
},
{
	"label": "snow or ice",
	"instance_id": "6c2138e0",
	"mask_svg": "<svg viewBox=\"0 0 264 264\" xmlns=\"http://www.w3.org/2000/svg\"><path fill=\"white\" fill-rule=\"evenodd\" d=\"M213 7H215V5H213ZM262 91H264V89H262ZM262 235H264V233H262Z\"/></svg>",
	"mask_w": 264,
	"mask_h": 264
}]
</instances>
